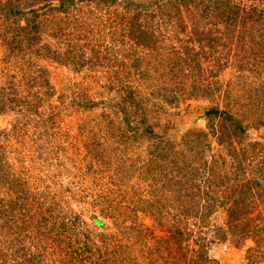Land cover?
Wrapping results in <instances>:
<instances>
[{
  "label": "rangeland",
  "instance_id": "obj_1",
  "mask_svg": "<svg viewBox=\"0 0 264 264\" xmlns=\"http://www.w3.org/2000/svg\"><path fill=\"white\" fill-rule=\"evenodd\" d=\"M10 1L0 264H264V197L234 226L220 181L264 186V0Z\"/></svg>",
  "mask_w": 264,
  "mask_h": 264
},
{
  "label": "trees",
  "instance_id": "obj_2",
  "mask_svg": "<svg viewBox=\"0 0 264 264\" xmlns=\"http://www.w3.org/2000/svg\"><path fill=\"white\" fill-rule=\"evenodd\" d=\"M13 1V0H12ZM10 1V2H12ZM61 1V5L64 6V3L66 0H60ZM68 1V0H67ZM58 8H59V5H58ZM137 15L139 14H136L134 17H138ZM49 18L47 17L46 18V21H48ZM22 27V26H21ZM145 32V31H144ZM142 32V34L140 35L141 37H144L147 36L146 33ZM62 33H64L62 31ZM196 34H200L198 32V30L196 31ZM148 39H146L147 41ZM264 100H260V102L263 103V107L261 108L263 111H264ZM254 102H252V100L248 101L247 104V109H246V118L247 120H249V117L253 112V109L251 108L252 104ZM251 105V106H250ZM215 110H211L210 113H214ZM212 117V116H211ZM235 117H229V119L233 120ZM227 117L226 119L223 121L222 119H218V120H214L213 123L215 125V128L213 130V132L215 133H218L220 131L219 129V125L218 124H222V126H224L222 128L225 129V127L230 130V127L227 126ZM235 135L237 136L238 133L235 132ZM230 143L234 141V134L233 133H230ZM174 154H170V153H163V149L161 147H157V149L155 150V154H154V164H156V166L159 167L160 170L164 171V170H167L166 172H168L169 174H171V176L173 174H180L182 171H184L185 169L183 168L184 167V164L183 162H178L176 163V160H175V157H173ZM252 155H258V154H252ZM164 160H166V163L164 164ZM167 164V165H166ZM220 164H222V167L220 170V176H221V180L222 181V185L221 187H223V193L225 195L226 198H230L228 200H231V208L229 209L230 210V214H231V223L234 224V226H238L239 224V221H244L245 217H247L248 213L251 211L250 210V205L249 203H251V200H247L249 197L253 196L256 194V190L257 191H260L259 192V196H263L264 197V194L262 193L264 191V186H259V183L255 184L254 188H253V185L250 184L249 180L247 179H242V175L241 176H238L236 175L235 171H240V169H242V167L239 166V162L236 164V163H232V164H235L234 166H232V164H227L224 163V161H222ZM236 166L238 168H236ZM155 170V173L158 175V174H162L161 171H156ZM245 170V169H243ZM237 171V172H238ZM191 173V172H190ZM212 173V172H211ZM194 175V173H191ZM154 175V174H153ZM201 175L200 173L198 174H195V176H199ZM155 176V175H154ZM208 178H205L207 181H210V178H209V175L207 174ZM194 177H190L189 178V175H184L182 177H180L179 179H182L181 181L185 184H189L190 186L194 185L196 183V181L193 179ZM201 178V181H205L203 180L202 176H200ZM184 191V190H183ZM261 215V214H260ZM262 220H264L263 218H261ZM243 233H246L248 232L247 230L244 231V229L242 230ZM213 264V263H212Z\"/></svg>",
  "mask_w": 264,
  "mask_h": 264
}]
</instances>
